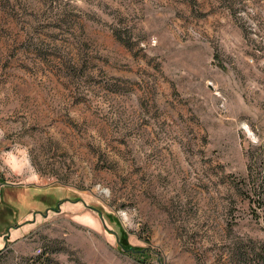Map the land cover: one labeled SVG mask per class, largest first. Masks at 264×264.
Instances as JSON below:
<instances>
[{"label": "rangeland", "instance_id": "374dc122", "mask_svg": "<svg viewBox=\"0 0 264 264\" xmlns=\"http://www.w3.org/2000/svg\"><path fill=\"white\" fill-rule=\"evenodd\" d=\"M263 178L264 0H0V264H264Z\"/></svg>", "mask_w": 264, "mask_h": 264}, {"label": "trees", "instance_id": "16d2710c", "mask_svg": "<svg viewBox=\"0 0 264 264\" xmlns=\"http://www.w3.org/2000/svg\"><path fill=\"white\" fill-rule=\"evenodd\" d=\"M263 186H264V178H263L262 182H261V183L259 184V186H258V190H259L260 192L255 191V193L259 196V198H260V196L262 197L263 194H264V193H263L264 190H262Z\"/></svg>", "mask_w": 264, "mask_h": 264}, {"label": "crops", "instance_id": "0c3cea01", "mask_svg": "<svg viewBox=\"0 0 264 264\" xmlns=\"http://www.w3.org/2000/svg\"><path fill=\"white\" fill-rule=\"evenodd\" d=\"M59 203H60V202H59ZM49 207H50V206H49ZM18 213H19V212H18ZM18 213H17V214H18ZM38 213H40V212H38ZM27 217H30V216L27 215V216L21 217V219L26 220ZM21 219H20V220H21Z\"/></svg>", "mask_w": 264, "mask_h": 264}]
</instances>
